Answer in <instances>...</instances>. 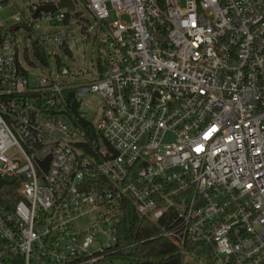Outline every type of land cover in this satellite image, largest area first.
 I'll return each mask as SVG.
<instances>
[{"label": "built area", "instance_id": "2783aa9c", "mask_svg": "<svg viewBox=\"0 0 264 264\" xmlns=\"http://www.w3.org/2000/svg\"><path fill=\"white\" fill-rule=\"evenodd\" d=\"M19 1L0 0V264L128 253L130 209L197 264H264V0ZM79 1L102 31L96 75L30 74L19 29L48 60Z\"/></svg>", "mask_w": 264, "mask_h": 264}, {"label": "rangeland", "instance_id": "374dc122", "mask_svg": "<svg viewBox=\"0 0 264 264\" xmlns=\"http://www.w3.org/2000/svg\"><path fill=\"white\" fill-rule=\"evenodd\" d=\"M16 1H18L21 8L26 13L23 4L19 0ZM81 18H84L85 20H81ZM51 29L60 30L63 33L67 30L66 27L57 28L53 24L42 22L39 27V32L46 33ZM68 32L69 34L66 38V45L64 47L57 46L53 43L48 45L50 57L47 60V63H44L35 54V48L33 45L35 35L31 34L25 28H20L19 54L22 67L32 75L43 76L50 71L57 74L58 64L60 63L62 67H68L71 72L69 75L62 76L63 79L77 83L83 82L86 79H91L97 72L98 47L102 31L99 28V21L93 16L82 1H79L76 5V11L70 19ZM67 47L70 51L66 49ZM81 69L88 70V72L83 73ZM79 71L81 73L76 75ZM102 107V96L97 92H91L83 96L80 110L87 119L92 120L96 124L100 119ZM7 155L15 159L21 158L18 150L15 148L14 150H10ZM182 255L185 260H192L196 263L203 261L206 263V259L201 249L196 250L195 256H192V254ZM97 264H126V262L117 258H107L99 261Z\"/></svg>", "mask_w": 264, "mask_h": 264}, {"label": "trees", "instance_id": "16d2710c", "mask_svg": "<svg viewBox=\"0 0 264 264\" xmlns=\"http://www.w3.org/2000/svg\"><path fill=\"white\" fill-rule=\"evenodd\" d=\"M35 54L42 62L47 63V58L38 49H35ZM76 106L74 105V108ZM3 183L7 182L0 179V186L4 185ZM156 232L153 222L130 209L123 216L121 241L136 244L130 252L119 253L112 259H121L126 264H197L195 261L185 260L178 247L168 239L153 237Z\"/></svg>", "mask_w": 264, "mask_h": 264}, {"label": "water", "instance_id": "95a60500", "mask_svg": "<svg viewBox=\"0 0 264 264\" xmlns=\"http://www.w3.org/2000/svg\"><path fill=\"white\" fill-rule=\"evenodd\" d=\"M59 7H67L69 10H74L75 6L72 0H61ZM54 9V7H52ZM81 20H85L84 18H81ZM18 25H14L12 28H17ZM47 168V164L45 165Z\"/></svg>", "mask_w": 264, "mask_h": 264}]
</instances>
